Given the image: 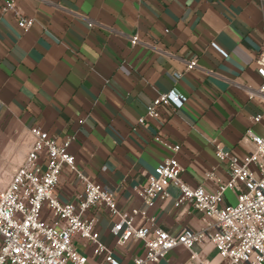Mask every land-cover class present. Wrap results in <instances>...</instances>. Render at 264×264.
Masks as SVG:
<instances>
[{"label":"crops","instance_id":"0c3cea01","mask_svg":"<svg viewBox=\"0 0 264 264\" xmlns=\"http://www.w3.org/2000/svg\"><path fill=\"white\" fill-rule=\"evenodd\" d=\"M7 1L0 0V128L10 124L29 136L18 162L9 159L0 185L10 181L32 144L31 127L38 126L59 142L70 140L76 162L94 182L118 193L120 209L145 211L136 223L171 233L205 227L190 203L175 205L177 187L153 207L138 190L171 156L183 165L187 183L214 190L206 173L229 178L216 147L243 155L251 146L242 139L249 127L264 137V121L252 120L262 100L249 98L263 81L256 59L264 48V0H14V9L5 12ZM20 15L34 19L25 32L17 24ZM191 59L197 66L187 69ZM171 90L188 97L183 106L162 107L158 118L140 122L152 100ZM176 144L178 152L171 148ZM2 149L0 143V156ZM75 191L64 170L61 199H76ZM235 201V192L227 191L224 202ZM113 221L103 216L98 225L108 245L115 241ZM193 249L197 257L178 245L145 264L224 261L209 241ZM141 253V242L132 240L117 256L126 262ZM99 261L91 258L90 264Z\"/></svg>","mask_w":264,"mask_h":264},{"label":"built area","instance_id":"2783aa9c","mask_svg":"<svg viewBox=\"0 0 264 264\" xmlns=\"http://www.w3.org/2000/svg\"><path fill=\"white\" fill-rule=\"evenodd\" d=\"M14 6L15 1L9 0L3 11H11ZM33 20L20 15L18 27L25 32ZM138 41L137 35L132 37L133 44ZM256 64L263 81L258 89L250 90L249 98L262 100L263 108L252 118L253 123H260L264 121V48ZM196 66V59L187 61V69ZM187 99L174 90L160 93L147 106L140 122L158 118L162 107L180 108ZM30 132L33 141L29 150L6 187L0 189V264H90L91 258H100V264H145L160 261L178 245L197 257L194 245L206 241L215 246L224 259L222 264H264V137L251 127L242 138L251 144L247 153L238 155L216 147L218 159L227 164L229 178L222 181L213 172L206 173L217 184L214 190L187 183L176 156L165 159L148 175L138 190L147 206L167 200L170 187L175 186L179 190L175 205L190 203L206 222L202 229L186 227L177 233L136 223V216L145 215V211L120 209L118 193L94 182L76 162L69 151L70 140L59 142L38 126L31 127ZM171 148L178 152L180 145ZM64 170L76 188V199L63 201L58 193ZM78 187L82 191L78 192ZM229 190L236 194L235 203L224 202ZM103 216L114 220L112 245L101 239L98 225ZM132 240L141 242L142 253L124 262L117 251L126 253ZM76 241L91 248L92 254L80 250Z\"/></svg>","mask_w":264,"mask_h":264},{"label":"rangeland","instance_id":"374dc122","mask_svg":"<svg viewBox=\"0 0 264 264\" xmlns=\"http://www.w3.org/2000/svg\"><path fill=\"white\" fill-rule=\"evenodd\" d=\"M28 136L27 133L10 124L0 128V143H3L5 147L1 150L2 155L0 156L1 170H3L0 172V180L3 179L4 170L9 166V159H15L18 162L22 153L28 148ZM2 188L4 186L0 185V189Z\"/></svg>","mask_w":264,"mask_h":264}]
</instances>
